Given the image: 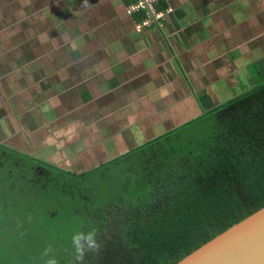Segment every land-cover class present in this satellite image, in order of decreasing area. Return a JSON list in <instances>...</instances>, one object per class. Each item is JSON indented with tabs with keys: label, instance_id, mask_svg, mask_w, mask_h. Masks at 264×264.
Instances as JSON below:
<instances>
[{
	"label": "crops",
	"instance_id": "crops-1",
	"mask_svg": "<svg viewBox=\"0 0 264 264\" xmlns=\"http://www.w3.org/2000/svg\"><path fill=\"white\" fill-rule=\"evenodd\" d=\"M49 1L0 0V145L66 172L264 83V0Z\"/></svg>",
	"mask_w": 264,
	"mask_h": 264
},
{
	"label": "trees",
	"instance_id": "trees-1",
	"mask_svg": "<svg viewBox=\"0 0 264 264\" xmlns=\"http://www.w3.org/2000/svg\"><path fill=\"white\" fill-rule=\"evenodd\" d=\"M19 186L48 219L31 216L45 243L19 252L21 264H45L49 244L73 264L71 236L89 222L102 249L84 264H174L264 207V83L78 175L0 145V192Z\"/></svg>",
	"mask_w": 264,
	"mask_h": 264
},
{
	"label": "rangeland",
	"instance_id": "rangeland-1",
	"mask_svg": "<svg viewBox=\"0 0 264 264\" xmlns=\"http://www.w3.org/2000/svg\"><path fill=\"white\" fill-rule=\"evenodd\" d=\"M53 1L54 0H50L44 5L45 8L49 7L47 11L48 15L52 12ZM75 2L81 3L82 1L77 0ZM67 10L69 11V8ZM69 34L70 31H67V35ZM187 121L188 120L184 121L182 124ZM122 144L125 146L124 142ZM124 148L127 149L128 147L125 146ZM45 156L48 157L46 154ZM45 161L48 163L52 162L51 164L56 162L52 159H45ZM68 178L72 183L76 181L69 175ZM32 188L33 187L28 188L26 186H19L18 191H7L9 193H6V195L0 192V220H2L4 224L3 227H0V264H21L18 256L19 252L35 250L36 248H40L39 246L41 244L45 243L44 237L35 231L34 225L32 224L33 219L31 217L33 216L34 220L37 221L39 225L41 220H48L46 215L42 214L45 212V206L44 202L39 201V199L35 197ZM27 190L28 192H25ZM4 206H7V210L3 209ZM12 221L16 224V227L7 228ZM18 238L21 239L19 240ZM39 257H41V255ZM29 262L28 264H38L36 258L31 259Z\"/></svg>",
	"mask_w": 264,
	"mask_h": 264
},
{
	"label": "water",
	"instance_id": "water-1",
	"mask_svg": "<svg viewBox=\"0 0 264 264\" xmlns=\"http://www.w3.org/2000/svg\"><path fill=\"white\" fill-rule=\"evenodd\" d=\"M174 264H264V207Z\"/></svg>",
	"mask_w": 264,
	"mask_h": 264
},
{
	"label": "clouds",
	"instance_id": "clouds-1",
	"mask_svg": "<svg viewBox=\"0 0 264 264\" xmlns=\"http://www.w3.org/2000/svg\"><path fill=\"white\" fill-rule=\"evenodd\" d=\"M86 4L87 0H85V5ZM87 229V231L83 229L78 230L71 236V245L74 250L72 253L73 264H84L86 255H98L102 249V244L98 239L100 235L98 226L89 222ZM55 252V247L52 244H49L44 249L41 258H47L45 264H58Z\"/></svg>",
	"mask_w": 264,
	"mask_h": 264
},
{
	"label": "built area",
	"instance_id": "built-area-1",
	"mask_svg": "<svg viewBox=\"0 0 264 264\" xmlns=\"http://www.w3.org/2000/svg\"><path fill=\"white\" fill-rule=\"evenodd\" d=\"M155 1L156 0H135L132 2V5L128 9L129 13L137 12L139 10L145 12V18L142 20V22L136 25L137 30H140L141 27L148 25L152 20L159 17L155 14L153 9V4Z\"/></svg>",
	"mask_w": 264,
	"mask_h": 264
}]
</instances>
